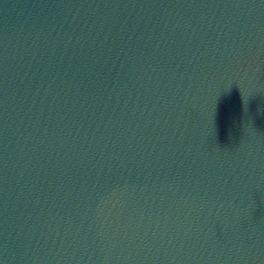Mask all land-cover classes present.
Listing matches in <instances>:
<instances>
[{"label": "water", "instance_id": "95a60500", "mask_svg": "<svg viewBox=\"0 0 264 264\" xmlns=\"http://www.w3.org/2000/svg\"><path fill=\"white\" fill-rule=\"evenodd\" d=\"M0 264H264V0H0Z\"/></svg>", "mask_w": 264, "mask_h": 264}]
</instances>
